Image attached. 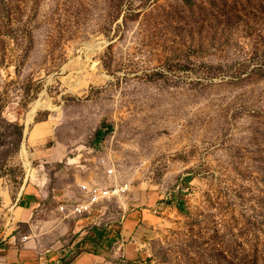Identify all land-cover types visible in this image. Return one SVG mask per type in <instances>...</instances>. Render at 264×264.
Masks as SVG:
<instances>
[{"label": "rangeland", "instance_id": "rangeland-1", "mask_svg": "<svg viewBox=\"0 0 264 264\" xmlns=\"http://www.w3.org/2000/svg\"><path fill=\"white\" fill-rule=\"evenodd\" d=\"M80 184L124 264H264V0H0V197Z\"/></svg>", "mask_w": 264, "mask_h": 264}, {"label": "crops", "instance_id": "crops-1", "mask_svg": "<svg viewBox=\"0 0 264 264\" xmlns=\"http://www.w3.org/2000/svg\"><path fill=\"white\" fill-rule=\"evenodd\" d=\"M42 201V193L0 197V264L126 263L119 260L123 245L114 242L109 254L108 236L90 228L88 219L69 222L57 209L56 218L43 222Z\"/></svg>", "mask_w": 264, "mask_h": 264}, {"label": "built area", "instance_id": "built-area-1", "mask_svg": "<svg viewBox=\"0 0 264 264\" xmlns=\"http://www.w3.org/2000/svg\"><path fill=\"white\" fill-rule=\"evenodd\" d=\"M107 175L111 177L112 172L108 171ZM78 188L83 200L76 204L68 202L58 208V212L64 218H82L84 215H89L99 204L106 201H118L129 193V189H127L129 187L118 184H111L108 187L80 184Z\"/></svg>", "mask_w": 264, "mask_h": 264}, {"label": "bare ground", "instance_id": "bare-ground-1", "mask_svg": "<svg viewBox=\"0 0 264 264\" xmlns=\"http://www.w3.org/2000/svg\"><path fill=\"white\" fill-rule=\"evenodd\" d=\"M40 107H42V106L40 105L39 101H36V102L33 103V105H32V107H31L30 111L28 112V114H27V116H26V123H27V124H26V127L28 126V123L31 122V120H32V118H33V116H34V115H32V113H33L32 110H34V112H36L37 108H40ZM25 133H27V131H25ZM22 146H23V144H22ZM22 148H23V147H22ZM23 155H24V152H23ZM25 165H26L27 168H29V166H30V162H29V160H26V161H25ZM127 189H129V188H127Z\"/></svg>", "mask_w": 264, "mask_h": 264}, {"label": "trees", "instance_id": "trees-1", "mask_svg": "<svg viewBox=\"0 0 264 264\" xmlns=\"http://www.w3.org/2000/svg\"><path fill=\"white\" fill-rule=\"evenodd\" d=\"M100 133H101L100 131H98V132L96 133L97 139H100V137H101V134H100Z\"/></svg>", "mask_w": 264, "mask_h": 264}, {"label": "water", "instance_id": "water-1", "mask_svg": "<svg viewBox=\"0 0 264 264\" xmlns=\"http://www.w3.org/2000/svg\"><path fill=\"white\" fill-rule=\"evenodd\" d=\"M32 111H33L32 115H35V112H34V110H32Z\"/></svg>", "mask_w": 264, "mask_h": 264}]
</instances>
